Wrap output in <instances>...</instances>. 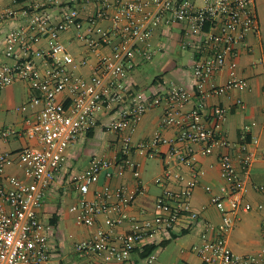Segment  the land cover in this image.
<instances>
[{
    "label": "built area",
    "instance_id": "obj_1",
    "mask_svg": "<svg viewBox=\"0 0 264 264\" xmlns=\"http://www.w3.org/2000/svg\"><path fill=\"white\" fill-rule=\"evenodd\" d=\"M16 1V0H14ZM61 4V0H49ZM75 4L63 5L59 16L42 9H23L21 15L9 8V17L22 16L25 22L12 28L7 37L6 54L14 57V63L0 64V88L16 80L30 83L33 90L28 104L41 105L34 121L25 129L12 126L0 128V139L20 134L35 140L38 145H26L17 152L0 153V264H46L52 257L49 233L41 218L46 195L61 171L67 149L81 135L95 128L99 113L108 110L115 116L107 128L121 136V156L110 158L94 155L89 165L73 178L80 193V200L73 206L78 211V223L94 227L88 237L76 242L75 249L81 256L100 255L103 261L89 264H110L111 261L126 262L136 247H142L147 237L173 229L181 217L190 215L200 218L192 198L204 174L193 144L201 146L204 155L220 150L219 163L225 183L218 192H212L210 203L222 216L218 235L193 246L194 252L207 264H255L264 256L238 254L229 245V233L234 228L238 213L255 206L244 200L245 181L237 169V162L230 148L234 144L223 134L229 109L214 104L209 110L210 125L205 120L207 101L232 90L249 87L248 79L237 73L238 45L245 43L250 32L260 33L256 0H74ZM93 3L97 9L88 19L82 9ZM109 20L108 29H99L100 38H92L95 25ZM86 22V32L82 33ZM183 26L185 35L193 36L195 49L200 53L193 65L194 91L171 83L167 90L149 94L125 82V76L134 70L137 57L149 61L154 56L153 34L160 26ZM70 29L79 31L80 39L89 40L91 49L98 54L96 64L89 76L77 74L73 54L62 41V34ZM39 36L49 41L47 48L36 47ZM88 38V39H87ZM184 45L189 42L184 41ZM192 44V43H191ZM107 45L108 52H100ZM193 45V46H194ZM264 66V56L260 58ZM82 59L80 64L87 63ZM226 67L229 75L218 84L215 77ZM62 95V96H61ZM195 99V102L193 100ZM193 102L192 107L187 105ZM245 108V102L237 99ZM163 105V126H178L174 137H166L160 130L149 141L136 147L141 153L150 152L152 146L168 144V155L181 165H188L191 174L180 175L184 184L177 188L164 187L157 197L156 213L137 218L128 209L134 205L142 192L140 163L131 158L134 123L153 107ZM249 125L246 127L249 129ZM245 138L246 135H243ZM255 147L245 142L239 148L240 163L245 172L259 157V139ZM20 166L23 174L7 173L9 166ZM128 169L139 180V187L129 189L126 184L114 187L107 183L96 190L94 198L87 194L99 182L103 172L108 178L123 176ZM170 171V170H169ZM167 171V173H169ZM163 176L156 179L162 182ZM115 198V200H113ZM263 205H258L262 208ZM127 224V229L117 228ZM210 226L211 223L206 221ZM264 229V223H263ZM155 254L149 256L153 261Z\"/></svg>",
    "mask_w": 264,
    "mask_h": 264
},
{
    "label": "crops",
    "instance_id": "obj_2",
    "mask_svg": "<svg viewBox=\"0 0 264 264\" xmlns=\"http://www.w3.org/2000/svg\"><path fill=\"white\" fill-rule=\"evenodd\" d=\"M37 1L40 5L45 4L42 9L49 11L54 16H59L63 5L75 4L74 0H61V4L51 3L49 0H0V64L14 63L15 58L8 56L5 51L7 47L6 37L12 28L25 22L22 16L9 17L6 10L12 8L17 11V15H21V11L25 8L32 12L37 9ZM197 1L202 3V0ZM256 4L260 33L250 32L246 42L238 45L236 57L238 62L237 73L239 76L248 79L249 87L210 97L207 101L208 109L205 120L210 125L212 124L208 112L214 104L228 107L229 114L222 127V132L234 144L230 151L234 154L237 169L245 181L244 200L255 206L250 210H240L237 222L229 233V245L238 254L254 253L264 256V66L259 61L264 56V0H256ZM96 9L97 7L93 3L86 5L82 9L83 18L88 19L95 13ZM88 25L86 22L81 31L86 35L88 34L86 32ZM110 25V21L105 19L97 22L95 25L96 32L93 33L92 38L99 39V29H108ZM78 34L79 31L70 29L62 34V41L73 54V63L76 64L74 71L77 74L89 76L96 64L98 54L91 49L90 39H80ZM184 41L189 42V44L184 45ZM194 41L197 44L196 37L185 35L184 28L180 24L158 27L153 34L155 48L153 59L157 55H159L158 59L166 58L168 55L166 50H168L177 52L173 58L175 62L177 57L182 55L183 49H192L190 65L184 64L182 67H177L174 74H169V71L160 73L153 79L152 86L151 84L146 86L141 80L145 73L140 68L142 64L148 61H143L139 56L136 59L137 64L134 70L125 76V82L149 94L165 91L171 83L185 86L194 91L193 65L196 59ZM34 44L36 47L47 48L49 41L46 37L39 36ZM109 50V46L104 45L100 52H108ZM82 59H87L88 62L81 65ZM228 75L229 68L226 67L215 77V80L218 84H222ZM32 93L30 83L24 80H16L12 84L0 88V128L12 126L25 129L29 121L35 120V113L41 105L32 107L28 104ZM238 98L245 102V108L237 104ZM193 102L191 101L187 107H192ZM163 111V105L153 107L134 123L133 143L135 147L131 153V158L140 163L143 190L137 195L134 205L128 209V212L137 218L153 216L156 213L157 197L163 188L177 189L184 184L180 180V175L189 176L191 174L188 165H181L176 159L168 155L170 149L168 144L152 146L150 152L147 153H141L136 147L139 143L152 139L158 130L166 137H174L177 134L178 126L162 125ZM113 116H115L114 112L108 110L100 112L95 128L81 135L80 141L82 138H85L86 143L91 140L89 144L91 148L88 154L76 149L78 142L67 149L64 165L46 195L41 210V218L47 227L52 247V257L46 264H89L104 260L102 256L95 254L81 256L75 249L76 242L91 235L99 225H105L103 216L94 227L78 223V211L74 210L73 206L79 202L81 195L73 178L85 170L94 155H105L110 158L121 156V136L118 132L107 128V123ZM248 125L250 126L249 129L246 128ZM243 135L246 137L244 138ZM254 138L259 139L257 148L260 155L251 165L249 171L245 172L240 163L242 152L239 146L247 142L250 147L254 148ZM26 145L37 146L38 143L24 134L0 139V153H15ZM192 148L204 170L200 184L196 187L192 198L193 207L200 211V218L194 220L190 215L185 214L173 229L147 237L143 241V246L158 245L150 254L156 255L153 261L149 260L150 255L141 257V251L134 250L126 262L111 261L110 264H207L194 252L193 246L202 243L207 238L214 239L217 237L222 216L217 207L210 203L212 192L206 189V185L213 186L214 191L218 192L225 180L221 175L218 155L220 150L204 155L199 144H193ZM149 161L150 165L148 164ZM6 172L23 174L18 165L9 166ZM160 176H163L162 182L156 181ZM2 183L3 179L0 178V185ZM107 183L114 187L126 184L129 189L139 187V180L134 176L131 169H128L123 176H115L112 179L103 172L99 182L91 189L87 197L94 198L96 190L101 189ZM260 204L263 205L262 208H258ZM206 221H209L211 225L207 226ZM125 229H127V224L117 228L118 231ZM69 239L72 240L68 250L66 244ZM56 254L62 255V257H57ZM255 264H264V257Z\"/></svg>",
    "mask_w": 264,
    "mask_h": 264
},
{
    "label": "rangeland",
    "instance_id": "obj_3",
    "mask_svg": "<svg viewBox=\"0 0 264 264\" xmlns=\"http://www.w3.org/2000/svg\"><path fill=\"white\" fill-rule=\"evenodd\" d=\"M166 51L168 54L166 58L158 59L159 55H157L154 57V59L151 60V62L148 61L142 64V67L140 68V70L144 71L145 74L141 80H142V83H144L146 86L148 84H151L152 86L153 79L155 78L156 75L160 73L169 71L170 72L169 74H174L175 69L177 67H182L184 64L190 65L189 61L191 60V55L193 54L192 49H183L182 55L178 56L177 60H175L176 63L174 62L173 58L175 57L174 55H177V52H173V51L170 52L168 50ZM79 141H77L78 143L76 144V149L81 150V152H85V154H88L91 148V146L89 145L91 140L87 141L88 144L86 143L85 138H82L81 141L80 142ZM150 161L148 162V164L150 163ZM71 240L72 239H69L66 244L68 250L70 249ZM56 256L62 257V255H57V254Z\"/></svg>",
    "mask_w": 264,
    "mask_h": 264
},
{
    "label": "trees",
    "instance_id": "obj_4",
    "mask_svg": "<svg viewBox=\"0 0 264 264\" xmlns=\"http://www.w3.org/2000/svg\"><path fill=\"white\" fill-rule=\"evenodd\" d=\"M195 54H196L197 58L200 57V53L197 50L195 51ZM90 130H92V129H90ZM163 243H165V242H163ZM157 247H158V245L151 244V245H146V246H142V247H136L135 250L141 251V257H148Z\"/></svg>",
    "mask_w": 264,
    "mask_h": 264
}]
</instances>
